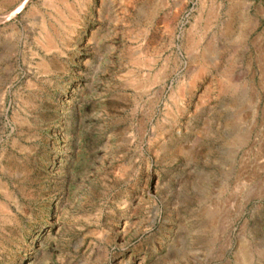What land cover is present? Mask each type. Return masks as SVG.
I'll return each instance as SVG.
<instances>
[{
	"label": "rangeland",
	"instance_id": "374dc122",
	"mask_svg": "<svg viewBox=\"0 0 264 264\" xmlns=\"http://www.w3.org/2000/svg\"><path fill=\"white\" fill-rule=\"evenodd\" d=\"M0 264H264V0H0Z\"/></svg>",
	"mask_w": 264,
	"mask_h": 264
}]
</instances>
